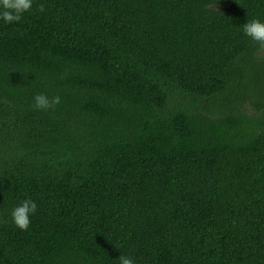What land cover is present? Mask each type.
<instances>
[{
    "label": "trees",
    "instance_id": "obj_1",
    "mask_svg": "<svg viewBox=\"0 0 264 264\" xmlns=\"http://www.w3.org/2000/svg\"><path fill=\"white\" fill-rule=\"evenodd\" d=\"M253 17L264 0H34L0 22V264H264Z\"/></svg>",
    "mask_w": 264,
    "mask_h": 264
},
{
    "label": "clouds",
    "instance_id": "obj_2",
    "mask_svg": "<svg viewBox=\"0 0 264 264\" xmlns=\"http://www.w3.org/2000/svg\"><path fill=\"white\" fill-rule=\"evenodd\" d=\"M34 0H0V22L13 24L22 20L25 13L32 10ZM41 10L43 7L41 6ZM242 31L252 41L264 45V19L249 18L242 24ZM60 96H49L44 92L36 93L32 97V107L35 110H49L60 103ZM37 211V204L34 200L25 198L15 204L11 210L13 224L25 230L29 227L31 217ZM117 264H136L134 258L120 253L117 257Z\"/></svg>",
    "mask_w": 264,
    "mask_h": 264
},
{
    "label": "rangeland",
    "instance_id": "obj_3",
    "mask_svg": "<svg viewBox=\"0 0 264 264\" xmlns=\"http://www.w3.org/2000/svg\"><path fill=\"white\" fill-rule=\"evenodd\" d=\"M259 57L264 59V48L261 49V51L259 52ZM255 75H262L264 76V67L262 66H255L252 65L251 69H250V76L255 78Z\"/></svg>",
    "mask_w": 264,
    "mask_h": 264
}]
</instances>
